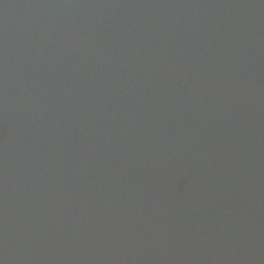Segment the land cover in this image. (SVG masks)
Segmentation results:
<instances>
[{
  "label": "water",
  "instance_id": "1",
  "mask_svg": "<svg viewBox=\"0 0 264 264\" xmlns=\"http://www.w3.org/2000/svg\"><path fill=\"white\" fill-rule=\"evenodd\" d=\"M0 264H264V0H0Z\"/></svg>",
  "mask_w": 264,
  "mask_h": 264
}]
</instances>
